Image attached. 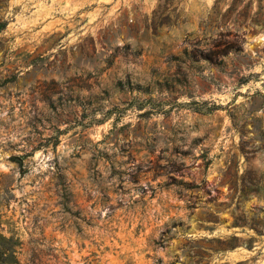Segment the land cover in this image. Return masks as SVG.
Listing matches in <instances>:
<instances>
[{"label": "rangeland", "instance_id": "374dc122", "mask_svg": "<svg viewBox=\"0 0 264 264\" xmlns=\"http://www.w3.org/2000/svg\"><path fill=\"white\" fill-rule=\"evenodd\" d=\"M0 264H264V0H0Z\"/></svg>", "mask_w": 264, "mask_h": 264}]
</instances>
